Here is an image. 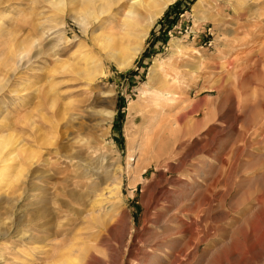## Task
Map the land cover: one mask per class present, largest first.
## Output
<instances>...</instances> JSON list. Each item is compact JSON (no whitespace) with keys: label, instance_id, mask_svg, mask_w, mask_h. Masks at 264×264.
Instances as JSON below:
<instances>
[{"label":"rangeland","instance_id":"rangeland-1","mask_svg":"<svg viewBox=\"0 0 264 264\" xmlns=\"http://www.w3.org/2000/svg\"><path fill=\"white\" fill-rule=\"evenodd\" d=\"M53 1L0 0V138L15 142L5 151L17 147L4 165L21 164L27 150L35 163L0 176V264H81L85 249L106 260L108 247L120 264H170L129 252L179 249L183 230L198 238L183 264H264V0H175L143 38L145 20L133 35L123 32L128 0L86 24L83 8L60 10ZM86 55L97 62L91 80L78 74ZM169 80L181 88L171 98L162 92ZM99 109L113 119L104 122ZM158 120L164 128L153 148L169 155L165 178L152 166L135 184ZM84 170L91 176L77 186L73 177ZM44 171L54 178L39 179ZM38 186L55 211L46 227L68 236L25 237L38 232L26 225ZM157 186L169 198L153 207Z\"/></svg>","mask_w":264,"mask_h":264},{"label":"bare ground","instance_id":"bare-ground-1","mask_svg":"<svg viewBox=\"0 0 264 264\" xmlns=\"http://www.w3.org/2000/svg\"><path fill=\"white\" fill-rule=\"evenodd\" d=\"M121 1L122 0H54L53 1V4L56 5L57 8H59L60 10H62V7H64V5H66V4H69V5L73 6L74 8L71 7L73 11L74 10H78L79 7L83 8L84 9V17L81 20V24L82 23L86 24V23H88V19L89 18H91L93 16H94V18L95 17L98 18L100 15L109 12L112 9L113 6H115V5L117 6ZM174 1L175 0H128L127 5L122 6L123 9H124V13H123V17H124V29H123V32L126 33V34H128V35L129 34L130 35L131 34L133 35V33H132L133 32L132 31L133 30L132 29V26L135 27V23H139L140 24V21L141 20H145V24L144 25L143 24H140L141 27H144L143 29L141 27L140 28L145 31L142 34V38L145 37L148 34L149 29L154 25L156 19ZM72 10H70V12ZM73 15H76V14H73ZM125 37H126V35H125ZM98 39L100 40V37ZM101 43H103V42H101ZM104 44H106V43L104 42ZM173 48L176 49V50H178V52L183 53L182 52V46L180 44H178L177 42L176 43H173ZM196 58H197V56H196ZM83 60H84V63H85V67L86 68L83 71H81V70L78 71V74L81 75L82 77L88 79V80H91V79H93L95 77V71L94 70L97 67V62L96 61H93V58L91 56H89V55H86L83 58ZM198 61L200 62L201 59L198 58ZM200 63H202V62H200ZM193 68H195V67H193ZM173 83H174V81H170V80L167 81L165 83V85H164L165 89L162 90V92L165 93V95L166 94L170 95V98H171L172 95H175L176 92L178 91V89L180 88V85H179V88H178V86L175 85V84H173ZM180 89H179V91H180ZM177 93H179V92H177ZM182 103L183 102H181V104ZM181 104H180V106H181ZM105 111H107V110L99 109V110H96L95 113H96V115L103 116L104 117L103 118V121L104 122H109L110 120L113 119L114 113L112 111H107V112H105ZM95 113H94V115H95ZM26 115H25V117H26L25 118L26 119L25 124H26V127L27 128H30L29 131H31V130H33V127H34V124L35 123H34V120H32L33 117H31L32 115H31L30 112H27ZM72 116L73 117L74 116H78V114L77 115H74L73 114ZM163 128H164V121L158 120L156 122L155 127H153V130H151L152 131V134L150 135V138H149L148 143H147V150H148L147 152H148V154L150 152L153 153V154H152L151 158L147 162H145V163H143V164H141L139 166V169L138 170H139L140 175H139V177L136 178L135 184H136L137 181L143 180V178H144L143 177V174L146 173L148 171V169L151 168L152 166H155L158 169L161 168L163 170L167 166H169V155L166 156V150L163 148V146L159 147L157 150H155L153 148V145L155 144L156 140L159 138V135L162 132ZM27 136H29V135H27ZM8 138L10 139V137H7L5 139H3L2 137L0 138V166H1L0 167V176H2V175H8V174L12 173V171H13V173L16 172V171H18L19 173H21V172H23L24 169L25 170L27 169L29 171L30 168H32L31 166H33L35 163L32 161L33 160L32 159V155L33 154L29 153L30 151H28V150H27L26 155H24L25 153L22 154V155L25 156V159H24V161L21 164H18L17 166H14L12 168L9 166L10 167V170H9V168H7L4 165L5 163H8L9 161L14 160L15 157H16V154H14V153H15L17 147L15 148L13 146L12 147V150L5 151L9 147V145H12V144L15 145V142L13 143V141H7L6 139H8ZM38 140L39 139L34 140L35 143H38ZM34 141H29V142L32 145H34L35 144ZM16 142H18V141H16ZM19 144H21V143L19 142ZM88 144H89V150L92 149L93 148L92 144L90 142ZM26 145L27 144L25 143L22 146V148H25V150H26V147H25ZM35 145H37V144H35ZM180 146H181V143L178 142L177 143V147H180ZM54 153H56V151ZM50 156H52L51 153L49 154V157ZM49 157H47L45 160H48L49 161L51 159V158L49 159ZM61 157L62 156H60V158ZM66 157H68V156H66ZM105 158H106V156H105ZM71 159L72 158H70V160ZM71 161H73V159ZM74 163H77V164H74ZM39 164H37V165H39ZM57 164H59V163H57ZM73 165H75V167L77 169H79V170L82 168L81 165H80V162L78 163L77 161H74L73 162ZM57 166H59V165H57ZM11 169H12V171H11ZM59 169H60V167H56V168H54L52 170L56 174V173H59V171H60ZM86 169H88V168H86ZM167 169H168V167H167ZM114 170H116L113 173L114 174V177H115V184L114 185L116 187H114V185H113V187L116 188V190H119L121 188V186H122L121 185L122 184V178L118 176V172L119 173H122V170H121V168H117V169H114ZM165 170L161 174V177L162 178H165ZM7 171L8 172L11 171V172L8 173ZM84 171H85L84 173L86 174L87 171L86 170H84ZM39 173H42V172H39ZM55 174L54 173H49V172L46 173L44 171L43 174H41L40 176L38 175V176H39V179L40 178H44V177H46L48 179H52V178H54V175ZM85 174L82 175V176H80V174H78V172H77V174L74 175L73 178L78 179L76 181L77 182V184H76L77 186H79V182L82 181V180H79L80 177L82 178L84 176H91L90 174L88 175V173H87V175H85ZM66 175L64 174L65 177H66ZM69 175H67V176H69ZM17 176H18V174H17ZM27 178H30V177L27 176ZM10 180H12V182L15 181V179H10ZM25 183L27 184V181ZM99 183L100 184H97V185L100 187V185L102 184V182H99ZM161 183H162V181L161 182H158V185L161 184ZM14 185L16 186V184H14ZM16 187H18V186H16ZM38 189L39 190H42V193H41V195L39 197V200H37L36 202H33V203H31V200H29V203L26 204V207H32V206L35 207V204H37V208L34 211V217H31V218H34V219L33 220H28V222H30V223H28L26 225H29V226L33 227L34 230L36 229V230H38V232L36 233V235L34 234V232H30V234L28 232L27 233H24L25 237H29V239H32V240H37V239L41 238L44 241H47V240H50L52 237H58V235H60V234H63L65 236L66 235L68 236V234L71 233V231H64V232H59L58 230H53L52 231L51 229H49V228L46 227V225H47L46 222L47 221H45V220H48L46 218L47 217L49 218L50 217L49 215H51L55 211H51L50 208H49V206H48V203H49V201L47 199V194L48 193H46L45 187L42 188V187H39L38 186ZM157 189H158V186H157ZM111 192L112 191H110V193ZM100 194L103 195V193H100ZM101 198H102V196L99 199H101ZM168 198H169L168 197V191H166L162 187V189L160 188V189L156 190L155 193L152 195V197L150 199V206L156 207V206H158L161 203V201L167 200ZM99 202L100 201H98L97 203H99ZM99 205H100V203H99ZM58 212H59V208L57 209V212L56 213H58ZM30 213H32V212L29 210L24 215L25 216H28ZM33 228H31V229H33ZM113 228H114V223H112L110 226H107L105 228V230L106 231L107 230H112ZM182 233H185V236L188 238V240H187L186 245L183 246V247H180L179 249H175L174 248V251H170V250H165L164 249L161 252V251H159L157 249L156 250H154V249H152V250L151 249L146 250V249H142V247H140V248L132 249L129 252V257L130 258L132 257L136 261H141V259H145L144 256H142V257L139 256L140 255L139 252L141 251L143 253V255H153V254L156 255V254H158L160 257L163 258V261L164 260H167V261L170 262V264H183L184 257L188 255L187 254V249H185V247L187 245L190 246L191 243L194 242V240L197 238V233H195L194 231H190V230L189 231L188 230H183ZM197 240H198V238H197ZM26 241L28 242V240H26ZM95 241H96V246L99 245V244L102 245L103 244V241H104V234H100ZM83 250H84V248H83ZM91 250L90 249H85L84 250V253H82L83 255L81 256V257H83V259L81 260V264H120V262L118 260V255L116 254L115 250L114 249H111L110 247H108L107 250H106V251H108V254H107L108 255L107 256L108 258L106 260H99L97 258V256H96V254L94 252H92ZM42 255L43 256H41L40 258H44L45 260L49 258V252L48 251L43 252ZM68 256H70V255L68 254ZM61 257H63V254H62ZM124 258L125 257H122L121 259L124 260ZM123 263H125V261ZM123 263H121V264H123ZM35 264H39V262H36ZM126 264H131V263L130 262H127Z\"/></svg>","mask_w":264,"mask_h":264}]
</instances>
